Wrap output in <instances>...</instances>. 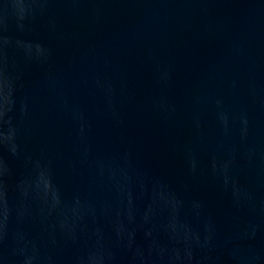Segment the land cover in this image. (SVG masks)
Wrapping results in <instances>:
<instances>
[{"label": "water", "instance_id": "1", "mask_svg": "<svg viewBox=\"0 0 264 264\" xmlns=\"http://www.w3.org/2000/svg\"><path fill=\"white\" fill-rule=\"evenodd\" d=\"M0 264H264V0H0Z\"/></svg>", "mask_w": 264, "mask_h": 264}]
</instances>
